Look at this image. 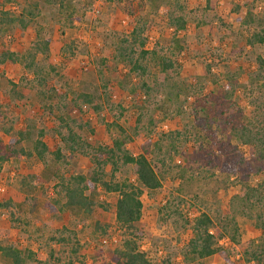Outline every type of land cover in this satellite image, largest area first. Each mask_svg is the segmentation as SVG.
<instances>
[{"label":"rangeland","instance_id":"374dc122","mask_svg":"<svg viewBox=\"0 0 264 264\" xmlns=\"http://www.w3.org/2000/svg\"><path fill=\"white\" fill-rule=\"evenodd\" d=\"M32 1L0 0V10L18 14ZM36 1L39 13L35 22L42 27L41 34L50 38L48 59L39 60L56 67L58 75L51 84L60 93L66 92L67 98L60 111H48L27 86L26 77L31 75L20 63L0 64V138L4 143L18 139L14 148L30 150L36 132L42 129L49 151L44 161L35 155H16L0 163V245L10 243L34 251L32 264H70L69 260H74L69 257L71 244L51 239L65 227L79 243V256L92 264L101 258L108 261L120 242L116 192L98 187L94 198L100 206L90 216L59 210L53 202L60 198L55 186L60 176H88L93 167L90 153H71L56 133L57 115L62 112L71 124L83 125L79 133L93 146L111 145L119 129L106 123L116 122L130 136L127 150L145 154L150 160L161 185L143 190L142 214L135 228L140 249L155 264H229L224 254L234 264H242L244 257L253 253L258 259L250 264H264V235L233 199L240 181L229 173L235 155L232 151L247 156L252 147L234 137L231 124L214 114L217 108L213 104L226 83L236 80L233 99L244 112L242 120L253 124L261 114L252 102L261 92L257 58L264 59V38L253 44L247 39L264 28V0H72L77 10L71 24L51 0ZM178 15H183L186 23L183 30L175 32L170 19ZM133 25L142 28L144 49H153L156 56L174 64L165 78L151 54L140 59L146 72L139 76L152 87L146 96L139 88L138 74L114 56L120 38L127 36ZM34 38V23L21 28L0 22V52H23ZM70 43L75 44L73 55L61 51ZM133 47L134 57H138L140 47ZM82 91L93 94L102 105L99 112L85 104L75 107L71 99ZM18 131H23V139ZM57 148L60 160L51 154ZM198 149L201 154L211 150L215 165L204 163L194 152ZM105 170L109 172V165ZM115 176L135 183L128 166H119ZM263 179L264 173L247 177L252 185ZM201 213L210 216L214 234H221L223 253L189 260L184 253L192 237L190 224ZM95 221L100 228H95ZM185 221L188 223L182 225ZM233 222L236 239L255 241L245 255L223 230ZM9 263L0 254V264ZM73 264L82 263L75 259Z\"/></svg>","mask_w":264,"mask_h":264},{"label":"trees","instance_id":"16d2710c","mask_svg":"<svg viewBox=\"0 0 264 264\" xmlns=\"http://www.w3.org/2000/svg\"><path fill=\"white\" fill-rule=\"evenodd\" d=\"M51 2L52 5L57 6L59 10L65 12L66 17H68L67 24H71L73 22V15L77 10L72 0H51ZM37 13H39V10L38 1L36 0H33L25 8H22L18 14L0 10V22L2 24H16L21 28L27 27L29 23H34L35 25V38L28 48L23 52L1 51L0 64L6 62L20 63L30 73L31 77H26V84L31 90H34L42 106L44 105L43 107L48 111H52L53 109L60 111V108L65 107L67 93H60L51 84L52 78L58 75L56 67L49 62L43 63L39 60L48 59L50 38L41 34L40 30L42 27L35 22ZM126 13L130 16L133 15L130 11H126ZM248 13L250 14V11ZM170 21V25L175 32L185 28L186 20L183 15L172 17ZM127 33L128 35L120 38V42H118L120 44L115 47V58L128 63L131 71L137 73L139 76V72H146L140 59L151 54V58H155L156 63L160 65L159 73L164 74L166 78L165 73L173 68V61L164 56H156V52L153 49H144L146 39L142 37V28L133 25ZM263 38L264 28L260 32H252L247 42L249 44H253L254 42L261 43ZM135 44L140 47L138 57H134L135 50L133 46ZM74 47L75 44H65L61 47V51L67 50L68 55H73ZM38 55H41V58H38ZM152 55H155V57ZM257 63L259 71L258 80L261 81V92H259L257 100L252 103L255 105V109H261L263 116L261 114L256 116L257 121L253 124L252 122L249 124V122L242 120L244 112L233 99L236 80L234 83L227 82L221 96L216 97L217 101L213 102V104L217 108V112L213 113L219 118L223 116L224 120L231 124L232 133L241 144L252 147L247 156L238 155V153L232 151L235 155H233L232 169L230 168L229 173L237 175L240 181L239 193L234 195L233 199L239 201L242 214L248 219L253 220L255 227L264 235V179L255 185L248 183L247 180V177L251 174L258 175L264 173V59L258 57ZM139 88L142 90L144 96L148 95L152 90V87L142 80V78H140ZM16 95L22 97L18 92H16ZM73 97L71 101L75 107L80 108V104H85L91 106L96 112H99L102 107L91 93L84 91L77 92ZM57 121L55 131L61 135V140L67 144L68 150L71 153L75 152L84 155L90 153L93 160V167L88 176L76 174L70 175L68 178L59 177L55 186L60 198L53 201L58 206V209L77 210L86 216H90L94 208L98 205L100 206V203L94 198L98 187L104 192H116L118 194L115 202V221L121 232L120 242L112 250L108 261L103 260L100 256L101 261L99 263L96 261L92 264H155L140 249L137 242L140 236L137 235L135 228V222L140 219L142 214L141 195L143 190H154L161 185L160 177L154 170L150 160L145 154L134 155L127 150L126 145L130 140V136L116 122L106 123L107 127L111 126L119 129V136L112 139L111 145L93 146L79 133L83 125L75 121L71 124L62 112L58 113ZM176 134L178 135L179 133L176 132ZM44 135L45 131L38 129L30 150H23L21 148L17 150L14 148L13 143L18 142V139H10L4 143L0 138V163L16 155H36L39 160L44 161L46 154L49 153L48 147L43 141ZM18 136L19 139H23V131H18ZM199 148L201 149V146ZM194 152L204 159V163H209L212 166L215 165V157L211 150H207L205 154H201L200 150L197 152L195 150ZM51 154L54 155L55 159H61L58 148L54 152H51ZM107 165L110 167L109 172L105 170ZM119 166H128L131 174L135 176V183L130 182L126 178L122 180L116 179L115 172L118 171ZM240 175H242V178H240ZM168 203L165 206H168ZM2 205L4 204L2 203ZM49 208L53 210L54 206L50 204ZM186 223L188 221H185L182 225ZM210 225L211 218L206 213H201L194 218L190 224L192 237L187 243L184 253L185 258L193 260L195 258H204L214 253H223L221 244L219 243L222 236L221 234L216 236L211 230ZM94 226L95 228H100L97 221H95ZM223 230L229 234L228 237L231 243L242 247L244 255L247 254L246 250L250 245H255V241L253 240L249 243H241L239 239L234 237L237 230L234 222L224 226ZM71 235V230L63 227L57 230L51 239L61 245L70 243L69 257L71 256V259L74 260L79 259L82 264H86L78 254L79 243L73 241ZM0 254L9 260V264H32L35 259L34 251L26 248L21 249L10 243L0 245ZM224 255L229 264H234L226 254ZM254 259H258L256 253H253L251 257L245 256L242 264H250L255 261ZM74 260H69V263L73 264Z\"/></svg>","mask_w":264,"mask_h":264},{"label":"crops","instance_id":"0c3cea01","mask_svg":"<svg viewBox=\"0 0 264 264\" xmlns=\"http://www.w3.org/2000/svg\"><path fill=\"white\" fill-rule=\"evenodd\" d=\"M36 156V155H35Z\"/></svg>","mask_w":264,"mask_h":264}]
</instances>
